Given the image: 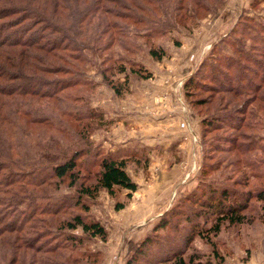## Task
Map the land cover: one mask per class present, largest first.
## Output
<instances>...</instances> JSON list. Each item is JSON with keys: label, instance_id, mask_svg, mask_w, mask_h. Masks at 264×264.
<instances>
[{"label": "trees", "instance_id": "1", "mask_svg": "<svg viewBox=\"0 0 264 264\" xmlns=\"http://www.w3.org/2000/svg\"><path fill=\"white\" fill-rule=\"evenodd\" d=\"M223 1L0 0V256L4 259L7 250L10 254L4 264H79L83 240L72 235L77 229L84 236L106 241L104 227L87 218L90 204L101 190L114 197L116 189H123L130 197L137 186L126 172L127 153L104 154L90 145L83 147L82 140L95 117L87 106L92 97L89 89L94 88L88 80L90 69L111 62L110 72L123 73L128 68L129 76L150 79L151 72L127 56L145 48L150 59L161 61L166 51L157 46L160 36L189 30L183 22L213 15ZM250 23L249 19L241 23V38L231 36V42L213 46L206 76L197 70L184 82L186 96L216 82L222 87V96H231L220 97L212 116L202 120L203 134L225 125L234 131L245 127L255 136L263 127L264 26L256 24V34H252L244 26ZM225 48L229 55H222ZM107 69L106 74L105 70L100 74L119 96L124 85L114 84ZM238 100L240 104L232 106ZM200 104L204 103L197 101L192 106ZM229 140L237 153V138ZM257 145L251 142L246 148L250 156L246 161L256 170L253 153L258 152ZM135 155L137 150L128 156ZM240 161L234 165L251 169ZM81 172L86 176L80 178ZM250 175L262 176L257 172ZM65 182L76 188L75 197L53 194ZM228 197V190L212 189L203 194L199 204L209 209L218 224L245 223L253 199L263 204L264 216L263 188L255 196L250 191L233 202H228ZM121 207L118 204L116 210ZM68 210L77 212L63 218ZM218 224L213 233L220 231ZM192 240L187 238L184 248L165 250L146 264H221L215 249L214 263L187 256ZM137 262L135 258L127 264H140Z\"/></svg>", "mask_w": 264, "mask_h": 264}, {"label": "rangeland", "instance_id": "2", "mask_svg": "<svg viewBox=\"0 0 264 264\" xmlns=\"http://www.w3.org/2000/svg\"><path fill=\"white\" fill-rule=\"evenodd\" d=\"M223 2L213 15L183 22L189 30L178 29L160 36L157 46L166 51L161 61L150 59L145 48L127 56L132 63L151 72L150 79L129 76L128 68L123 73L115 70L111 73L107 69L111 62L90 69L88 80L94 88L89 89L88 95L92 97L86 102L95 117L82 140L83 147L90 145L89 148L104 154L127 153L126 172L137 190L130 197L123 189H116L114 197L104 190L98 193L87 218L104 227L107 239L84 236L80 229L74 231L72 235L83 240L79 264H127L135 258L137 263L146 264L165 250L184 248L183 242L191 237L187 256L196 255L214 263L215 249L222 258L221 264H264L262 203L250 201L251 211L245 212L247 221L241 225H230L227 221L218 224L209 209L199 204L203 194L212 189L228 190V202L240 200L250 191L255 196L264 190V123L255 136L245 127L234 131L225 125L215 131L207 129L203 134L202 120L212 116L220 97L231 99V96L220 94L219 82L215 87L193 90L190 96L184 90V82L197 70L201 76L210 72L207 59L216 43L231 42V36L241 38L239 28L244 19L252 21L244 25L252 34H256L255 26H264V0ZM229 54V48L222 50V55ZM106 69L114 84L124 85L125 90L119 96L100 74V70L106 74ZM184 76L183 81L179 80ZM159 85L162 91L153 93V87ZM197 101L204 104L192 106ZM240 102L235 101L232 106L237 107ZM155 105L159 106L154 108ZM180 124L181 133L176 138L178 131L173 128ZM230 137L237 138V153L229 143ZM75 142L78 143L77 139ZM251 142L258 144V152L253 153L257 170L246 161L250 158L246 154L247 144ZM135 150L138 156L129 158ZM237 160L251 165V169L234 165ZM250 172L262 176L252 178ZM82 176L86 174L81 172ZM67 184L59 185L53 194L75 197L76 188ZM118 204L123 207L116 210ZM76 212L68 210L62 216L69 218ZM217 224L218 234L212 232ZM149 241H152L149 247L145 246ZM7 252L4 259L0 256V264L10 258Z\"/></svg>", "mask_w": 264, "mask_h": 264}, {"label": "crops", "instance_id": "3", "mask_svg": "<svg viewBox=\"0 0 264 264\" xmlns=\"http://www.w3.org/2000/svg\"><path fill=\"white\" fill-rule=\"evenodd\" d=\"M186 76V75H185ZM185 76L184 77H181L179 80H181V81H183L184 80V78H185ZM153 93H159V92H161L162 91V89H161V86L159 85V86H157V87H153ZM150 97H152V96H150ZM150 101H151V99H150ZM157 106H159V105H155V107L154 108H156ZM180 128H181V124H180V126H174V128H173V130H175V129H177V131L178 132H176V134H175V137L177 138L178 136H179V134L181 133V131H180Z\"/></svg>", "mask_w": 264, "mask_h": 264}]
</instances>
